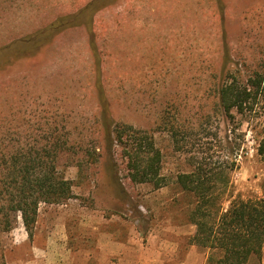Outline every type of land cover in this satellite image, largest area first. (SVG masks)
<instances>
[{"label":"rangeland","instance_id":"obj_1","mask_svg":"<svg viewBox=\"0 0 264 264\" xmlns=\"http://www.w3.org/2000/svg\"><path fill=\"white\" fill-rule=\"evenodd\" d=\"M91 1L0 0V45L17 42ZM95 1L101 8L92 17L89 29L93 33L88 32L84 13L77 18L81 25L67 27L51 44L44 38L30 37L24 47L33 51L34 58L14 64L8 75L0 76L2 85L10 86L7 92L0 89V96L11 95V88L20 90L23 85L11 78L20 80L27 72L29 104L21 108L70 110L75 120L90 117L98 109L88 83L93 40L107 71L103 85L110 116L151 134L161 152L160 174L167 182L159 188L130 183L123 178L124 170L117 161L123 187L119 190L109 184L101 160L105 157L96 165H85L80 172L64 157L59 169L72 180L73 197L61 204L41 203L31 238L18 217L15 227L0 235L5 263L206 264L207 251L188 243L195 230L184 217L191 198L174 184L176 173L189 170V163L202 157L206 167L235 157L229 187L233 197L248 198L262 194L264 161L255 154L249 122L235 119L227 123L217 117L207 128L216 137L192 133L175 140L161 128L160 114L164 101L183 90L182 78L176 73L182 61L178 41L193 46L196 33L200 38L196 45L202 42L206 47L211 37L206 41L200 35L218 29L212 13L217 7L232 54L242 53L253 61L258 44L263 43L264 0ZM174 32L180 37L172 35ZM38 48L44 50L39 52ZM162 51H168L164 58ZM193 102L189 99L190 105ZM181 110L186 112L187 108ZM263 119L264 108L257 117L261 124ZM126 142L135 144L132 138ZM243 147L248 150L245 156ZM246 264H264V244L260 255L251 256Z\"/></svg>","mask_w":264,"mask_h":264},{"label":"trees","instance_id":"obj_2","mask_svg":"<svg viewBox=\"0 0 264 264\" xmlns=\"http://www.w3.org/2000/svg\"><path fill=\"white\" fill-rule=\"evenodd\" d=\"M100 8L95 0L91 1L78 12L60 16L17 42L0 45V72L32 54L24 47L30 37L52 42L67 27L81 25L77 18L84 13L85 24L90 28L92 16ZM219 9L216 7L212 12L218 29L200 35L206 41L207 36L211 37L206 47L202 42L196 45L200 41L196 33L193 46L180 41L176 44L182 57L176 73L182 78L183 90L173 92L164 101L159 122L175 140L192 133L216 137L207 128L217 117L227 123H234L235 119L238 123L249 122L255 154L264 161V119L262 124L257 120L264 108V29L257 59L248 61L242 53L232 54ZM172 35L180 37V33ZM90 43L92 63L88 83L98 108L90 117L75 120L70 110L48 108L17 112L0 109V235L11 231L20 217L31 238L41 203L61 204L73 197V182L59 169L64 157L79 172L85 165H96L105 157L101 160L109 184L119 190L123 187L117 161L124 170L123 178L130 183H149L159 188L167 182L160 174L161 152L151 134L110 116L103 85V74L107 71L95 43L91 39ZM165 52L168 51L161 52L163 58ZM189 99L193 104H189ZM128 138L135 144H127ZM241 140L244 142V134ZM242 151L243 156L248 152L246 147ZM204 161L202 157L189 163L190 169L178 171L174 179L180 192L191 198L184 217L195 230L188 243L207 251L206 264H246L251 256L260 255L264 244V180L261 196L233 197L229 172L236 165L235 157L218 166L206 167ZM0 264H6L1 240Z\"/></svg>","mask_w":264,"mask_h":264},{"label":"crops","instance_id":"obj_3","mask_svg":"<svg viewBox=\"0 0 264 264\" xmlns=\"http://www.w3.org/2000/svg\"><path fill=\"white\" fill-rule=\"evenodd\" d=\"M100 10V9H99ZM99 10H97L95 13H97V12H100ZM95 13L93 14V16L95 15ZM73 14V13H72ZM92 16V17H93ZM87 29H88V32L90 31V32H92V28L91 29H89L88 27H87ZM93 33V32H92ZM53 41V40H52ZM52 42H50V44H51ZM38 50H39V52H41V51H43L44 50V48L43 49H41V48H38ZM34 58V55L33 54H31V55H29V56H27L26 58H22V59H18V60H16V61H14L12 64H11V66L7 69V71H3V73L2 72H0V76H4V75H8L10 72H11V70H12V67H13V65L14 64H16V63H21L22 61H24V60H28V59H33ZM88 77H89V75H90V68H89V70H88ZM29 74H27V72H25L23 75H22V78L20 79V80H18V78H11L12 79V81H17V82H19L21 85H23V86H21V88H20V90H18V87L16 88V89H12L11 88V95H1L0 96V100H3V101H0V109H1V111L2 112H4V111H6V112H8L7 110H9V109H12L14 112H17V111H19V110H24L23 108H21V107H24L25 105H27V103L29 104V96H30V93H29V76H28ZM7 82V81H6ZM78 82V81H77ZM3 83L2 82H0V89H2L4 92H7L6 91V87L10 90V86L8 85V84H5V85H2ZM48 94H50V92L48 93ZM49 96H51V95H49ZM52 97V96H51ZM50 97V98H51ZM57 97V96H56ZM61 97V96H60ZM49 98V99H50ZM58 98V97H57ZM26 109V108H25ZM27 111H28V109H26Z\"/></svg>","mask_w":264,"mask_h":264}]
</instances>
